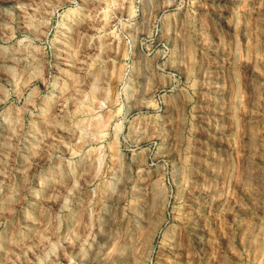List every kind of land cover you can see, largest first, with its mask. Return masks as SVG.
I'll return each mask as SVG.
<instances>
[{"label": "rangeland", "instance_id": "374dc122", "mask_svg": "<svg viewBox=\"0 0 264 264\" xmlns=\"http://www.w3.org/2000/svg\"><path fill=\"white\" fill-rule=\"evenodd\" d=\"M0 264H264V0H0Z\"/></svg>", "mask_w": 264, "mask_h": 264}]
</instances>
